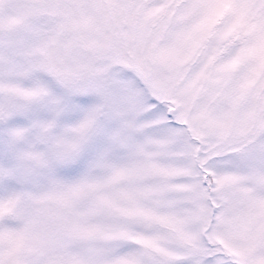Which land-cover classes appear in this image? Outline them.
<instances>
[{
    "label": "snow or ice",
    "instance_id": "1",
    "mask_svg": "<svg viewBox=\"0 0 264 264\" xmlns=\"http://www.w3.org/2000/svg\"><path fill=\"white\" fill-rule=\"evenodd\" d=\"M0 264H264V0H0Z\"/></svg>",
    "mask_w": 264,
    "mask_h": 264
}]
</instances>
